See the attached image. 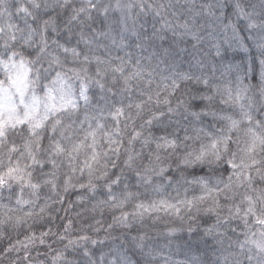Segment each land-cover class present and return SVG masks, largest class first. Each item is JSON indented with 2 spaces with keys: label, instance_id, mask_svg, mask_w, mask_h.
<instances>
[{
  "label": "clouds",
  "instance_id": "clouds-1",
  "mask_svg": "<svg viewBox=\"0 0 264 264\" xmlns=\"http://www.w3.org/2000/svg\"><path fill=\"white\" fill-rule=\"evenodd\" d=\"M23 71L0 264H264V0H0Z\"/></svg>",
  "mask_w": 264,
  "mask_h": 264
},
{
  "label": "snow or ice",
  "instance_id": "snow-or-ice-1",
  "mask_svg": "<svg viewBox=\"0 0 264 264\" xmlns=\"http://www.w3.org/2000/svg\"><path fill=\"white\" fill-rule=\"evenodd\" d=\"M14 55V54H13ZM28 87L27 84V72L23 71L18 73L16 78L12 80V88L5 89L0 85V138H4L9 129L19 128L21 131L26 128L39 129L41 128V122L35 118L33 115V110L40 106V98L33 95L31 100L25 102L24 94ZM59 87L65 88L66 85L62 83ZM53 89H49V98H51V93ZM85 89L82 87L81 96H84ZM17 97H20V103H17ZM21 106L23 107V113H21ZM55 107V104L52 105ZM67 107V105H65ZM137 107H140L137 105ZM122 114V111L119 113ZM118 113H113V118L116 119ZM233 127L237 125L236 121L232 122ZM94 135L95 133H91ZM255 137L253 142H255ZM64 148L61 144H56L54 146V153L59 155L63 154ZM9 177L15 179L17 182H23L25 184H30L33 188L38 187L36 184H31V176L27 174L24 169L20 168H9ZM4 183V178L0 175V185Z\"/></svg>",
  "mask_w": 264,
  "mask_h": 264
}]
</instances>
